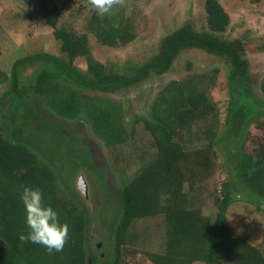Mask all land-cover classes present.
<instances>
[{"label":"trees","instance_id":"16d2710c","mask_svg":"<svg viewBox=\"0 0 264 264\" xmlns=\"http://www.w3.org/2000/svg\"><path fill=\"white\" fill-rule=\"evenodd\" d=\"M32 4L51 28L59 54L28 52L17 56L9 70L0 71V264H264V240L258 246L235 233L226 217L237 192L264 213V127L259 120L264 118V102L255 98L244 39L224 36L230 18L219 0H204L205 24L200 28L183 22L161 35L154 51L138 63L121 65L94 58L89 37L109 47L132 41V19L124 6L100 16L86 1L81 8L88 12L78 31L60 21L65 3L32 0ZM193 48L229 65L218 79L224 78L230 93L222 134H218L209 92L219 82L214 74L217 67L164 82L131 116L127 115V96H109L123 95L150 77H159L181 52ZM80 58L84 68L75 63ZM28 66L34 68L25 78L21 70ZM258 91L264 95V75ZM42 110L65 120H84L109 148L112 160H125L121 147L133 143L135 151H130L127 165H139L131 175L123 176L122 168L120 189L113 199L105 182L107 167L95 163L91 146L77 141L79 134L66 130L61 122L51 126L42 119ZM48 128L60 142L69 144L57 142L59 148L64 145L60 153L31 137ZM217 147L223 150L229 175L217 188L220 194L213 192L214 210L209 216L199 208V196L214 174ZM78 159L88 170L103 174L106 204L98 205L93 214L71 187L72 181L61 177L67 163L77 167ZM23 185L39 187L46 202L67 222L69 238L62 250L48 251L19 239L18 234L26 231L17 197ZM92 216L110 231L104 254L89 248L87 228ZM158 216L163 218L156 225L162 244L149 230L142 234L145 248L133 245L130 233L137 222ZM134 254L138 259L128 262L126 255Z\"/></svg>","mask_w":264,"mask_h":264},{"label":"rangeland","instance_id":"374dc122","mask_svg":"<svg viewBox=\"0 0 264 264\" xmlns=\"http://www.w3.org/2000/svg\"><path fill=\"white\" fill-rule=\"evenodd\" d=\"M54 1L57 4L65 3L67 6V9L62 14L61 23L70 24L78 31H81L88 12L81 6L86 4L87 0ZM203 2L204 0H117L114 7L124 6L126 14L132 19V29L135 37L126 44L109 47L98 44L96 39L90 36L91 53L94 58L104 63L113 62L117 65L129 61L138 63L139 60L154 51L161 35L175 26L187 21L193 23L197 28L203 26L205 24ZM219 2L230 18L224 36H239L244 39L245 54L249 63L250 77L253 80L251 85L253 86L255 98L260 102H264V95L258 91V84L264 75V0H219ZM39 51L59 54V45L52 36L51 28L37 15L32 0H0V71L9 70L12 61L17 56ZM75 63L81 68L85 67V63L81 58ZM215 67L219 70L214 73L216 75L215 80L219 82L210 86L209 92L215 104L213 113L217 119L218 134H222L230 93L224 84V78L218 79L222 74L227 73L229 65L222 63L219 59L200 49L193 48L181 52L172 63L169 71L159 77L152 76L142 85L130 88L123 95L110 94L109 96L121 99L127 96L129 99L127 115L131 116L134 111H139L141 106L148 103L157 88L164 82L174 78H181L187 73L209 72ZM33 68L34 66H28L21 70L23 77L28 78ZM2 91L3 84H0V93ZM41 108H43L42 105ZM41 117L51 126L61 122L66 130L79 134L77 141L79 140L81 144L87 143L91 146L92 155L96 159L95 163L98 166L107 167L108 178L105 182L109 191L108 197L113 199L112 197L116 196L120 189L119 172L122 168L125 169L123 176L131 175L132 171L139 165L137 162L130 166L127 165L129 153L134 150L133 143L129 141L121 147L122 149L124 148L122 153L126 155L125 160H112L108 151L109 148L104 147L100 143L84 120H65L56 117L48 110H42ZM259 120L262 121L264 127V118ZM252 124L249 126L252 127ZM31 137L37 143L46 145L49 148L54 146L59 153L63 150L66 143L65 141L60 142L61 138L55 137L49 128L48 130H40ZM142 137L148 140L146 134L142 135ZM57 142L58 144H64L63 147L59 148L56 144ZM216 150L218 156L214 159V174L205 181V189L202 190L199 196L201 200L199 208L204 215L209 216H213V192L220 194L217 188L221 187L222 182L229 175L225 166L223 150L218 147ZM78 160L80 162L77 167L67 163L61 171V177L63 180H67L68 183L72 181L71 187L77 190L80 201L93 214L98 205L106 204L105 191L102 189L103 174L88 170L82 159ZM80 176L83 180L85 194L77 188V180H79ZM184 187L185 189L187 188V183H185ZM247 197L251 199L249 196ZM244 198L246 197L241 192H237L235 200L226 209L228 225L235 233L258 246H262V241L264 240V213L256 209L254 203ZM162 219V216H158L137 222V227L134 228L135 231L130 233L131 243L139 248H145L146 246L143 245L141 240L142 234L147 235L150 230L151 235H149L158 244H162V236L159 233V229H156V225H160L159 222ZM150 224L152 228H149ZM144 227L147 229L142 231ZM87 234L89 237V248L93 253L104 254L108 249L105 237L110 234L107 225L99 223L92 216L87 228ZM147 248L150 249L148 244ZM133 259H138V255H126L128 262ZM193 264L206 263L195 262Z\"/></svg>","mask_w":264,"mask_h":264},{"label":"clouds","instance_id":"9594fccd","mask_svg":"<svg viewBox=\"0 0 264 264\" xmlns=\"http://www.w3.org/2000/svg\"><path fill=\"white\" fill-rule=\"evenodd\" d=\"M88 5L100 16L110 14L117 0H87ZM17 197L24 211L26 231L20 232L21 241L40 244L48 251H60L69 238L68 224L59 218V213L46 202L39 187L23 185Z\"/></svg>","mask_w":264,"mask_h":264},{"label":"water","instance_id":"95a60500","mask_svg":"<svg viewBox=\"0 0 264 264\" xmlns=\"http://www.w3.org/2000/svg\"><path fill=\"white\" fill-rule=\"evenodd\" d=\"M77 188L83 193L85 194V188H84V184H83V180L82 177H79V180H77Z\"/></svg>","mask_w":264,"mask_h":264}]
</instances>
